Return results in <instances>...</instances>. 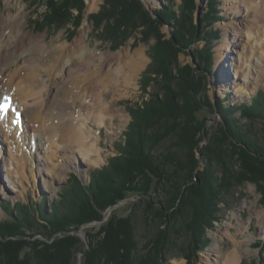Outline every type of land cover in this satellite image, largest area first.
<instances>
[{
  "label": "rangeland",
  "instance_id": "1",
  "mask_svg": "<svg viewBox=\"0 0 264 264\" xmlns=\"http://www.w3.org/2000/svg\"><path fill=\"white\" fill-rule=\"evenodd\" d=\"M139 1L149 12L152 20H157L155 11L164 10L167 5H172L173 10L179 16L182 6V0ZM78 2L80 3V6H78L81 11L80 9L79 11L72 9L73 17L70 19V23L65 28H61L49 24L51 21L47 23L50 9L45 0H40L39 2L0 0V17L2 19L11 17L19 20L21 25L17 29L21 30L23 35L28 34L33 38V42L34 40H39L41 45H45V48H48L50 51L59 50V46L72 45L76 39L80 38V34L83 32L84 46L91 56V58H88L90 59L88 61H95L93 59L102 56L103 58L95 62H97L96 64L103 65L104 57H109V55L116 56L117 53L127 54L131 57L139 53L144 58L140 59L142 61L141 68L132 86L124 87V85H121L120 91H116L115 87H110L105 94V104L109 107L104 114L103 124L99 125L97 122L94 123V121L89 123L88 128L91 130L92 136L95 139H99V142L101 141L98 149L102 155L98 153L97 156L86 159L75 150L72 154L74 160L71 156L69 157L73 160L72 163L54 168L56 175L53 179L46 176L43 171L39 173L43 169L42 161L52 155L49 133L43 130L33 138L25 137L23 120L20 114L26 108H34L45 104V95L39 93L38 89L48 80L47 75L43 77V74H38L39 82L32 86L34 95L30 96L27 100L18 98L22 101V103H19L15 99L17 96L14 95L15 110L11 109L13 112L9 113L10 117L6 118L3 125L6 126L5 130L7 127L14 128V135L17 132L20 135V132H22L23 140L29 142L28 146L31 149L28 155L26 151H29L26 146L23 148L25 156L28 155L31 161L35 157L36 160L40 161L41 165L36 167L37 163L35 160L33 162L29 161L27 165V168H29H23L21 170L22 174H18L15 162L11 158V148L8 143H5V140H9L7 136L0 137V226L9 225L8 223L14 221L13 217L19 215L18 217L20 218L22 216L20 214L25 211L23 207H27L30 220L28 219L29 223L21 222L23 223L21 233L27 235V238L31 239L30 242H34L33 244L29 243L30 248L25 246L23 257H33L35 255L36 262L34 264H45L42 255L39 254V247L44 249L46 247L44 243H53L58 233L53 234L52 228L45 229V225L48 224L47 219L54 220L66 213L73 215L87 197L90 198V204L93 205L95 200L91 196L92 190L90 191V189L94 188L93 186L97 183L98 179L100 180L105 177L113 184L110 179L114 181L117 178L114 166L118 162L120 163V161L121 163L123 162V156L126 150H128L129 138H132L131 131L136 121V115L144 109L145 103L150 101V94L154 91V88H150V86L145 91L146 80L144 77L147 68L153 61L151 52L154 51L155 46L158 44L156 38H151L148 42H144L145 38L141 33L143 28L130 29V37L123 38L127 29L125 31L122 30V27L118 29L117 26H121L119 23L123 24L119 16L112 23L110 21L106 22L109 26L106 29H104V26L100 30L95 29L91 18L92 16L99 15V12L103 11L105 7L109 8L106 0H78ZM193 6L194 10H191L193 27L194 30L195 26L197 27L198 34H196L197 38L194 37L191 44L186 48L184 46L183 50L178 52L179 63L181 66L190 65L197 68V53H201L204 56L209 55L213 63L210 67V73L207 74V95L214 110L205 109L198 114V117L202 120L205 119L210 136H213L211 140L222 139L220 124H224L225 120L222 114L216 110L219 103L224 109H233L230 117L240 119L241 126L245 128L252 127V138H255V134L259 140L262 139L264 135L261 123L256 122L251 125L249 121L240 118V112L235 109L242 105L250 106L257 96H260L264 100V74L261 73L263 70L260 68L261 62L258 63L256 60L253 66L249 67L251 64L247 66V64L239 60V53L240 51L242 52L247 38L245 32H243V28L245 29L248 24H252L254 20L252 14L257 10V6L254 5L248 8L245 0H214V2L212 0H194ZM106 12L109 11L106 10ZM158 28L160 34L164 36L158 44L160 47L161 44L172 40L176 28H174L172 23L164 24ZM114 31L118 38H113L114 35L112 34ZM235 32L239 34H235ZM209 33L212 35L215 33L214 39L213 37L211 38ZM199 36H201L200 39ZM32 41L27 42V48L31 47ZM231 49H235L236 54L231 52ZM237 51L239 52L238 54ZM94 53H96V57H92ZM35 54L41 55V52ZM49 55L50 53L47 52L46 56ZM228 56L229 58H227ZM33 59L36 60L35 62L39 61V58L35 57ZM62 74L64 75V73ZM235 75H242L239 82L237 80L238 77L236 78ZM57 76L58 72L56 71L51 75L50 79L53 81ZM153 77L156 78V76ZM99 91L97 89L95 92ZM6 93L7 96L13 95L8 89ZM91 98H95V96L90 94L86 102L90 103L88 100H91ZM16 112L18 113L16 114ZM79 112L75 108V115H78ZM84 114L86 116L87 111H84ZM14 115L17 117L15 118ZM154 119L155 117L153 116L152 124L157 127ZM11 120L13 121V126L10 124ZM0 123H2V120H0ZM45 132L48 134H45ZM41 139L48 142V147L47 144L41 142ZM170 139L157 146L153 152H150V155L152 154V157L155 158L160 157V154L167 153L171 149L170 145L173 142ZM34 142H38L37 145ZM206 143H208L207 136L199 147L202 149ZM36 146L38 152L33 153V149ZM231 149L232 146L224 147L227 169L223 168L222 165L220 166L214 160L212 162L211 170L213 175L218 179V182L216 181L214 186L216 190L218 188V191H220V193L218 192L219 201L215 204L216 210L212 211L211 214V226L198 230L202 232L201 237L191 233L186 223H183V217L181 220L173 218L167 225L164 223L167 221V218H165L164 211H158V208H163V202H169L170 195H168L169 193H165L163 190L164 185L162 184L155 187L150 197L128 195L126 199L118 201L115 205L110 206L104 211L102 213V220L87 223L79 227L78 232H71V235L79 237L82 243V245L80 243L81 249L78 250V247L74 252V264H84L87 258L85 253L90 250L89 241L94 242L99 240L103 236V232H100L104 225L115 219H129L135 228L134 241L138 249L133 251V255L131 254L133 262L140 261L139 259L145 255L146 251L157 249L158 253L155 254L154 258L157 261L154 264H216L222 252H226L232 248L233 243L230 237L226 235L228 230H231L232 234H238L241 240L244 239V235H248L246 238H249V244L247 243L243 248L242 262L240 264H264V218L261 217V213L264 215L261 193L262 189H264L263 182L258 183L249 180L243 184L233 182L235 184L232 187H221L225 170L229 169L230 172H234V175L245 174L241 167L242 163L239 155L235 154ZM195 155L199 160V166L191 179L199 183L200 174L206 168L203 153L197 150L195 151ZM96 159H100V161L98 162ZM165 171L166 178L174 179L178 177L180 181L184 180V178L188 179L190 173L185 169L179 170L173 164L166 166ZM236 179L232 176L233 181ZM233 183L229 181L228 185ZM224 184L226 185V183ZM147 198L153 204L154 209L152 211H150L151 207L147 205V201H149ZM16 210L22 212L16 214ZM179 214L183 213L179 212ZM31 223L34 224L33 227H29ZM20 224H15V226L18 227ZM242 226L246 228L245 231L238 233L237 229ZM70 229H73V226ZM7 233L9 232L7 231ZM51 236L53 237L51 238ZM46 237L52 241H47ZM34 244L38 245V247L34 248L31 246ZM210 248L213 251L209 252Z\"/></svg>",
  "mask_w": 264,
  "mask_h": 264
},
{
  "label": "trees",
  "instance_id": "2",
  "mask_svg": "<svg viewBox=\"0 0 264 264\" xmlns=\"http://www.w3.org/2000/svg\"><path fill=\"white\" fill-rule=\"evenodd\" d=\"M28 1L39 2L40 0ZM45 1L50 9L47 23L51 21L49 24L56 27L65 28L73 17L72 9L77 11L80 9L78 0ZM193 1L182 0L179 16L173 10L172 5H167L164 10L155 11L157 20H152L149 12L139 0H106L109 8L105 7L99 15L92 16L91 20L95 29L99 30L103 26L104 29L109 27L106 22L112 23L119 16L123 24L119 23L121 26H117L118 29L119 27H122L123 31L127 29L123 38L130 37V29L143 28L141 33L144 35V42L156 38L159 44L164 36L160 34L158 27L164 24L172 23L176 31L172 40L161 44L160 47L157 44L151 52L153 61L145 72L144 88L147 91V87L150 86L154 88V91L150 94V101L145 103L144 109L136 115L131 131L132 138H129L128 150L123 156V162L120 161L114 166L117 178L114 181L110 179L113 184L105 177L100 180L96 178L97 183L93 186L94 188L90 189L92 190L91 196L95 200L93 205L87 197L73 215L66 213L54 220L47 219L49 226L45 225V229L52 228V233L58 232L59 236L56 235L51 244L44 243L46 245L44 249L39 247V254L42 255L45 264H74V252L78 247V250L81 249L82 243L80 238L71 235V232H78L79 227L87 223L102 220L104 211L118 201L126 199L128 195L150 197L155 187L162 184L165 193L170 195L169 202H163V208H158V211H164L165 218H167L164 223L167 225L173 218L181 220L183 217V223H186L191 233L201 237L202 232L198 230L211 226V214L216 210L215 204L219 201L220 191L214 186L218 179L211 170L212 162L214 160L223 168H228L224 157V147L232 146L231 150L240 157L241 167L245 174L234 175V172H230L229 169L225 170L221 187H232L235 184L233 182L243 184L249 180L258 183L262 181L264 186V136L259 140L254 134L255 138H252V127L241 126L240 119L230 117L233 109H224L219 103L216 110L225 120L224 124H220L222 139L211 140L213 136H210L205 119L198 117V114L205 109L214 110L207 95V74L210 73L212 59L209 55L204 56L197 53V68L190 65L181 66L178 59V52L182 51L184 46L186 48L191 44L194 37L197 38L198 30L196 26L194 30L191 13V10H194ZM214 34L209 33L213 39ZM112 35H114L113 38H118L115 31ZM235 109L240 112V118L249 121L251 125L260 122L264 135V100L260 96H257L250 106L242 105ZM153 116L157 127L152 124ZM206 136L208 143L201 149L199 146ZM168 139L173 141L170 145L171 149L167 153L160 154V157H152L150 152ZM197 150L203 153L206 168L202 174L199 173V183L191 179L199 166V160L195 155ZM170 164L176 165L179 170L189 171L188 179L184 178L181 182L178 177L166 178L165 167ZM232 176L237 179L233 181ZM185 180L188 181L185 182ZM229 181L233 184L228 185ZM261 193L264 205V189ZM147 202L152 211L153 204L150 200ZM23 210H25L23 213L16 210V214L21 213L20 218L18 215L13 217L14 221L8 223L9 225L0 226V264H34L36 262L35 255L23 257L25 248H30L29 243L34 242H30L31 239L21 233L23 227L21 222L29 223L28 219L30 220L27 207H23ZM15 224L20 225L16 227ZM33 226L34 224H29V227ZM71 226L73 229H70ZM100 233L103 236L99 240L89 241L90 250L85 253L87 258L84 264H154L157 261L154 258L158 250L150 249L139 259L140 261L133 262L131 254L133 255V251L138 248L134 241L135 228L129 219L111 220L104 225ZM46 240L52 241L48 237ZM31 246L38 247L36 244Z\"/></svg>",
  "mask_w": 264,
  "mask_h": 264
},
{
  "label": "bare ground",
  "instance_id": "3",
  "mask_svg": "<svg viewBox=\"0 0 264 264\" xmlns=\"http://www.w3.org/2000/svg\"><path fill=\"white\" fill-rule=\"evenodd\" d=\"M245 3L248 4V8L256 5L257 10L255 9L256 11L251 13L254 19L252 24L250 23L245 29L243 28L247 38L242 52L237 51V54H240L239 60L242 63L247 64V66L251 64L249 67L253 66L256 60L258 63L261 62L260 68L263 69L261 73L264 74V0H245ZM16 20V18L11 17L4 19L0 17V120H2L0 137L7 136L9 141L5 140V143H8L11 148V158L18 169L17 173L22 174L21 170L27 168L29 161H31L28 156L31 151L30 146H28L29 142L23 140L22 132L19 131L20 135L18 132L14 135V128L7 127L5 130L6 126L3 123L6 118L10 117L9 113L13 110L8 111L7 114L9 115L6 116L3 109L7 106V97H12L14 105L15 99L22 103L21 100H27L34 95L32 86L39 82L38 76L47 75L48 80L38 89L39 93L45 95V104L26 108L20 114L25 137L33 138L43 130L49 133L52 155L42 161L43 169L39 173L43 171L46 176L53 179L56 175L54 168L72 163L74 160L72 154L75 150L86 159L101 153L98 149L101 141L99 142V139L92 136L91 130L88 128L89 123L94 121L99 125L103 124L104 114L109 107L105 104V94L110 87H115L116 91H120L121 85L124 87L132 86L141 68L142 61L140 59L143 56L139 53H136L134 57L117 53L116 56L104 57V64L99 65L95 61L103 58L102 56L93 59L95 61H88L91 56L84 46L83 32L72 45L59 46V50L50 51L45 48V45H41L39 40L33 42V38L28 34L23 35L21 30H18L21 22ZM235 34L239 33L235 32ZM28 41H32L33 44L27 48ZM46 51L50 53L49 56H46ZM39 52L41 55L35 54ZM231 52L236 54L235 49H231ZM35 57L39 58V63L35 62L36 60L33 59ZM92 57H96V53ZM56 71L58 76L52 81L50 77ZM235 76L238 77L239 82L242 75ZM7 89L13 93L12 96H7ZM97 89L99 92H95ZM90 94H93L95 98L89 99L90 103H87ZM14 95L17 98L14 99ZM13 108L14 106L11 107V109ZM75 108L80 111L78 115H75ZM84 111H87L86 116ZM13 121H10L12 126ZM48 133L45 132V134ZM41 142L47 144L48 147L47 141L41 139ZM37 143L34 142L36 145ZM25 146L29 151H26L27 156L23 152ZM36 149L37 146L34 147L33 153H36ZM70 156L73 160L69 158ZM34 160L37 163L36 167L41 165L35 157H33ZM96 160L100 161V159ZM261 217L264 218L263 213H261ZM245 229L242 226L237 231L240 233ZM226 235L230 237L233 243L232 248L222 252L216 264H240L243 248L247 243L249 244V238H246L248 235H244L243 240L238 237V234L233 235L231 230H228ZM211 251L213 250L210 248L209 252Z\"/></svg>",
  "mask_w": 264,
  "mask_h": 264
},
{
  "label": "snow or ice",
  "instance_id": "4",
  "mask_svg": "<svg viewBox=\"0 0 264 264\" xmlns=\"http://www.w3.org/2000/svg\"><path fill=\"white\" fill-rule=\"evenodd\" d=\"M3 111H4V113L6 114V113H7V111H8V108H7V107H5V108L3 109Z\"/></svg>",
  "mask_w": 264,
  "mask_h": 264
}]
</instances>
